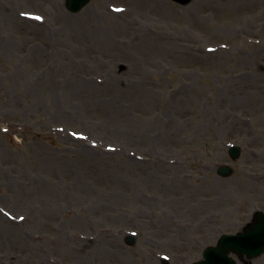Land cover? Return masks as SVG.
<instances>
[{
	"label": "rangeland",
	"instance_id": "obj_1",
	"mask_svg": "<svg viewBox=\"0 0 264 264\" xmlns=\"http://www.w3.org/2000/svg\"><path fill=\"white\" fill-rule=\"evenodd\" d=\"M256 210L264 0H0V264H191Z\"/></svg>",
	"mask_w": 264,
	"mask_h": 264
},
{
	"label": "water",
	"instance_id": "obj_2",
	"mask_svg": "<svg viewBox=\"0 0 264 264\" xmlns=\"http://www.w3.org/2000/svg\"><path fill=\"white\" fill-rule=\"evenodd\" d=\"M90 0H67V7L72 12L80 11ZM183 4L189 0H177ZM239 153L238 147L231 149V154L236 157ZM219 173L226 176L232 171L231 168L222 167ZM129 243L134 240L132 237L127 239ZM234 252L239 256L249 258L256 257L264 253V212L257 211L254 214L252 222L247 224L243 231L235 234L223 235L216 246H210L204 251V260L194 264H236L235 260L229 256Z\"/></svg>",
	"mask_w": 264,
	"mask_h": 264
}]
</instances>
